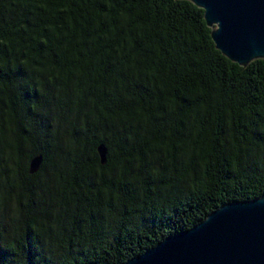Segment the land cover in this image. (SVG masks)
<instances>
[{
  "label": "trees",
  "instance_id": "16d2710c",
  "mask_svg": "<svg viewBox=\"0 0 264 264\" xmlns=\"http://www.w3.org/2000/svg\"><path fill=\"white\" fill-rule=\"evenodd\" d=\"M211 32L190 0H0V264H123L264 193V59Z\"/></svg>",
  "mask_w": 264,
  "mask_h": 264
},
{
  "label": "water",
  "instance_id": "95a60500",
  "mask_svg": "<svg viewBox=\"0 0 264 264\" xmlns=\"http://www.w3.org/2000/svg\"><path fill=\"white\" fill-rule=\"evenodd\" d=\"M204 10L212 38L221 52L243 66L264 59V0H190ZM101 162L108 149L98 146ZM43 156L30 161L36 172ZM123 264H264V193L230 201L198 224L166 236Z\"/></svg>",
  "mask_w": 264,
  "mask_h": 264
}]
</instances>
